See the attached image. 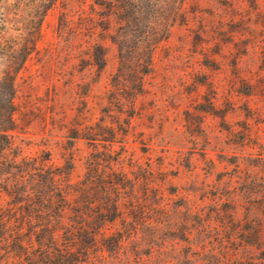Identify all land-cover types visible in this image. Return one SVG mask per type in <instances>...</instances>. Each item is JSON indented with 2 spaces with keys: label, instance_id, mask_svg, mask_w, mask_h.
<instances>
[{
  "label": "rangeland",
  "instance_id": "374dc122",
  "mask_svg": "<svg viewBox=\"0 0 264 264\" xmlns=\"http://www.w3.org/2000/svg\"><path fill=\"white\" fill-rule=\"evenodd\" d=\"M134 1L0 0L9 155L117 202L78 264H264V0Z\"/></svg>",
  "mask_w": 264,
  "mask_h": 264
},
{
  "label": "trees",
  "instance_id": "16d2710c",
  "mask_svg": "<svg viewBox=\"0 0 264 264\" xmlns=\"http://www.w3.org/2000/svg\"><path fill=\"white\" fill-rule=\"evenodd\" d=\"M134 2L115 0V5L121 12L134 13ZM0 85L7 88V97L5 93L0 103V201L5 200L0 204V229L7 232L2 237L8 242L3 260L5 264L14 259L20 264H78L98 224L118 215L117 202L113 200L104 213L98 199H90L84 183L78 190L80 206L71 207L66 217L67 194L73 189L58 177V168L37 157L9 155L13 144L5 131L13 127L12 75L5 73ZM94 205L98 209L92 222L89 212Z\"/></svg>",
  "mask_w": 264,
  "mask_h": 264
}]
</instances>
